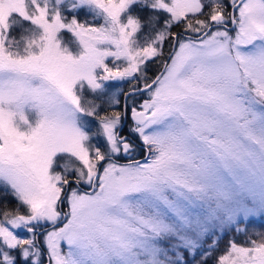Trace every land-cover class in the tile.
<instances>
[{
    "label": "snow or ice",
    "instance_id": "snow-or-ice-1",
    "mask_svg": "<svg viewBox=\"0 0 264 264\" xmlns=\"http://www.w3.org/2000/svg\"><path fill=\"white\" fill-rule=\"evenodd\" d=\"M0 186V264H43L45 225L48 264H208L264 214V0H0ZM255 235L215 264H264Z\"/></svg>",
    "mask_w": 264,
    "mask_h": 264
},
{
    "label": "rangeland",
    "instance_id": "rangeland-1",
    "mask_svg": "<svg viewBox=\"0 0 264 264\" xmlns=\"http://www.w3.org/2000/svg\"><path fill=\"white\" fill-rule=\"evenodd\" d=\"M53 2H54V0H53ZM78 10L79 9H77L74 13L73 12H70V11H68V10H63L62 11V15H64L65 17H67V18H71V16L72 15H75V13L76 12H78ZM83 10V12H84V14L85 15H87V16H89V18L92 20V14L90 13V12H88L86 9H82ZM70 14H72V15H70ZM99 22H102V21H97L96 23H99ZM231 25H229V27H230ZM24 27L25 28H29V27H31L30 26V24H28V22H24ZM146 31V30H145ZM22 34V29H20L19 28V31H18V35L16 34V33H12V31H11V35L12 36H14V37H16L17 39L20 37V35ZM61 39H62V42L66 45V46H68L71 50H73V51H75L76 50V48H77V44L75 43V38L70 34V33H68L66 30L65 31H62L61 32ZM233 35H234V32H233ZM168 49V45H167V43L164 45V51H165V54L167 53L166 52V50ZM109 64H110V66H111V60L109 59V61H107ZM150 63V62H149ZM148 63V64H149ZM148 64H147V66H148ZM148 68V67H147ZM149 68H150V66H149ZM153 70H151V69H146V71H147V74L149 75L150 74V72L151 71H154L156 68L154 67V68H152ZM149 70V71H148ZM156 71V70H155ZM157 73H155V75H156ZM150 76V75H149ZM151 77V76H150ZM129 83H127V82H123V83H121V82H118V81H111V82H107V89H108V91L109 92H111V91H118V90H120V89H123V91H128V89H129ZM85 96H86V98L87 99H93L94 98V96L91 94V93H88V92H86L85 93ZM122 94L119 96V99H120V101H121V103H122ZM144 98H146V94H145V96H143V97H141V98H139L138 100H143ZM104 107H107L106 105L104 106ZM119 107H120V105L119 106H117V110H121V108L119 109ZM104 110V108L102 107L101 108V111H103ZM92 128L93 129H95V127H96V123H95V121L93 120L92 121ZM128 129H129V126H127L126 127V131L127 132H125V134L129 137V139H130V141L133 143V145H134V143H136V142H141L140 140H139V138H138V136H136V135H134V134H132V133H130L129 131H128ZM93 142H95V140L93 141ZM135 146V145H134ZM137 151H140L141 152V154H145L144 153V151H143V148H141V150H139V149H137V147L135 146V151L132 153V157L131 158H135V156H136V154L138 153ZM122 157H120L119 159H121ZM73 187H75V185L73 184L72 185ZM2 187V186H1ZM82 187L83 188H86V190H88L87 189V186H83L82 185ZM5 189V188H4ZM6 191H7V189H5ZM11 196V195H10ZM13 197V196H12ZM13 199L15 200V202L18 204V202H17V200L13 197ZM66 204V203H65ZM62 205H64V204H62ZM61 205V206H62ZM60 206V207H61ZM17 207V206H16ZM62 208V207H61ZM16 209V208H15ZM15 209H13V210H15ZM63 210V209H62ZM20 211L23 213V212H26V209L23 207V206H21L20 207ZM256 221H263L264 222V214H256V215H253V216H251V217H249L247 220H245L244 222H247V223H252V224H255V222ZM46 230H50V227L48 226V225H45V228L44 229H39L38 230V244H39V246L40 247H42V248H44L45 249V255H46V258L44 257V261H43V264H48V261H47V252H46V247L44 246V240H43V232L44 231H46ZM227 230H225V231H223V232H221V233H224V232H226ZM221 233H219V234H221ZM16 234L17 235H19V236H21V237H25V236H27V235H29L28 233H26L25 231H23V230H16ZM208 240H211V237H209L208 238ZM13 254L17 257V262H16V264H22V262L20 261V259H19V252H18V250H14L13 251ZM191 257H188V259H190ZM195 258H197L196 260H199L200 259V253L199 252H197V254H196V256H195ZM47 261V262H46ZM193 263H189V264H195V261H192Z\"/></svg>",
    "mask_w": 264,
    "mask_h": 264
},
{
    "label": "trees",
    "instance_id": "trees-1",
    "mask_svg": "<svg viewBox=\"0 0 264 264\" xmlns=\"http://www.w3.org/2000/svg\"><path fill=\"white\" fill-rule=\"evenodd\" d=\"M205 11H207V9H205ZM149 12H150V10L146 9V8L137 7L135 9V13L139 14L141 16V18H144L145 16H147L149 14ZM70 15H72V14H70ZM75 15L82 22L85 20L92 22V20L89 18V16L84 14L82 9H79L78 12L75 13ZM175 30L176 29H173V31H175ZM11 31H12V33H16L18 35L19 28L18 27L13 28ZM168 50H169V48L166 50V52H168ZM149 66H150V68H149ZM147 67H148L147 69H151V70H153L152 68H154V67L156 68L155 69L156 71L155 70L151 71L149 74L151 77H154L155 73L158 72V64L155 62H150ZM141 97H143V96H140L137 99H139ZM120 108H121V110L123 109L122 103L120 104L119 109ZM127 125H131V124L129 122H127ZM6 193H7V191L3 187L0 186V212L5 210V208L7 210H13L17 206V203L15 202L13 197L10 196V194H6ZM239 226L241 228L246 227V231L237 233V232H235L234 229H232V230H227L224 233L218 234V245H217L216 249L212 252L211 257L208 260V264H215L216 258L225 251L226 246L228 244V241L230 239H234L236 241V243H238V244H244L245 241L249 237H251L252 239H258V237L255 235V233H257V232L264 233V222L263 221H256L255 224L243 222ZM208 242H210V240H208ZM196 259L197 258H195V260ZM195 260L190 258L189 263H193L192 261H195Z\"/></svg>",
    "mask_w": 264,
    "mask_h": 264
},
{
    "label": "flooded vegetation",
    "instance_id": "flooded-vegetation-1",
    "mask_svg": "<svg viewBox=\"0 0 264 264\" xmlns=\"http://www.w3.org/2000/svg\"><path fill=\"white\" fill-rule=\"evenodd\" d=\"M122 110H123V109H122ZM127 122H129L130 124H132L131 121H130V119H129V112H128L127 118H126V119L124 120V122H123V128H122V130H121V134H123V135H126V134H125V132H127V131L125 130L126 127H127V126H130V125H127ZM134 145L137 147V149L141 150V148H142V146H141V142H136V143H134ZM137 152H138V153L136 154V156H135L134 159H137V160H141V161H143V158H144L145 154L142 155L140 151H137ZM119 160H120V163H126V162H127V160H126L124 157H122V158L119 159ZM81 188H82V190H86V188H83L82 186H81ZM61 207H62L61 209H63L64 211L67 210V205H66V204L62 205ZM38 245H39V244H38ZM41 249L43 250V252H44V257L46 258V255H45V249L42 248V247H41Z\"/></svg>",
    "mask_w": 264,
    "mask_h": 264
},
{
    "label": "water",
    "instance_id": "water-1",
    "mask_svg": "<svg viewBox=\"0 0 264 264\" xmlns=\"http://www.w3.org/2000/svg\"><path fill=\"white\" fill-rule=\"evenodd\" d=\"M230 27H232V26H230ZM123 96H122V106H123ZM129 119H130V121H131V123H132V120H131V112H130V110H129Z\"/></svg>",
    "mask_w": 264,
    "mask_h": 264
}]
</instances>
